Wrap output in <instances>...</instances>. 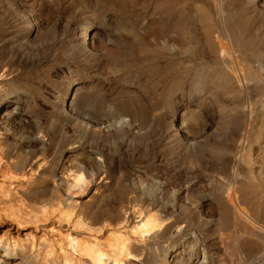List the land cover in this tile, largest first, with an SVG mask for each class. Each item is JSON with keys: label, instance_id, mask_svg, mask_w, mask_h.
<instances>
[{"label": "rangeland", "instance_id": "rangeland-1", "mask_svg": "<svg viewBox=\"0 0 264 264\" xmlns=\"http://www.w3.org/2000/svg\"><path fill=\"white\" fill-rule=\"evenodd\" d=\"M177 2L186 55L180 41L166 43L163 5ZM197 9L209 12L206 22ZM85 22L95 35L84 50L76 31ZM222 27L244 74L256 73L243 91L222 65L192 54ZM0 62V101L26 100L23 120L0 119V150L20 161L15 169L0 161V249L10 262L165 264V241L140 236L136 224L170 191L196 183L195 208L168 209L166 222L199 232L216 264H264V0H0ZM70 100L68 113L61 104ZM102 116L130 123L103 135ZM179 123L188 131L177 134ZM36 129L52 133L47 144L32 139ZM91 151L105 155L93 182ZM67 168L87 181L57 186ZM148 176L165 184V198H155ZM227 189L257 223L236 216L229 246L216 231Z\"/></svg>", "mask_w": 264, "mask_h": 264}, {"label": "bare ground", "instance_id": "bare-ground-1", "mask_svg": "<svg viewBox=\"0 0 264 264\" xmlns=\"http://www.w3.org/2000/svg\"><path fill=\"white\" fill-rule=\"evenodd\" d=\"M104 1L109 3L112 0H104ZM163 6H164V9L166 10V14L164 15V17L166 20L171 22V25L168 28L170 36L168 37V40L166 41V43H168V44L169 43L179 44V41L181 42V35L183 36V34L185 33V24H183V21H182V18L184 16L182 4L177 2V3H175V5L164 4ZM196 14H198L197 15L198 19H201V21H204V22H206L207 18L209 17V12L202 10V9H197ZM84 25H86V26L85 27L84 26H81V27L78 26L77 31H76V35H77L78 39H80V46L82 47V49L85 50L88 45L93 44L95 34L93 32L94 31L93 28H88L86 22L84 23ZM174 34L177 37L176 40L172 39V35H174ZM201 37L203 39V48H202L203 50H200L199 52L192 53V54L196 55L200 59L201 62H206L208 64L209 63H218V64L222 65L224 67L225 71L227 72L226 77L228 78L229 82L230 81L233 82L239 90H242L244 87L246 88L248 78H250L252 76L253 77L256 76V73L254 70H252V68L250 66H248L250 68L249 72H247L246 75L244 74L243 70L241 69V67L239 65V61H238L239 55L233 46V42H232V39H231L229 30L227 29V27H222L220 29V33L215 40H213V38L207 32H205L204 36H201ZM207 39H208V41H207ZM183 44L184 43H182V42L179 44V48H180L178 50L179 54L180 55L189 54L190 52H187L189 50L183 49ZM230 62H232V63L235 62L236 66H231L233 64ZM2 64L3 63L0 62V68L4 67V66H2ZM210 67H212V65ZM217 73H219V72H217ZM67 94H68V92L65 94V96ZM71 102L72 101L70 100V102H67L66 105L64 104V102H63V104H61V107H63V108L66 106L68 113L72 110V103ZM25 104H26V100L19 97V94H18V96L14 95L13 97L9 98V100H5L4 102L0 101V119L4 120V122H6V121L7 122L8 121L14 122L16 120H23L24 113L22 111H20V107L21 106L24 107ZM72 114H73V112H72ZM83 118H84V116H83ZM119 118L120 119L117 122L116 121L109 122V121H107L108 118L102 116V126L104 125V127H103L102 131H100V132L103 135H109L111 132L115 133L116 131H118L121 126L125 127V126L129 125L130 119L128 117L122 116ZM84 119H86V118H84ZM94 123H95V121H94ZM95 124H97V123H95ZM112 124H115V126ZM175 130H176L175 132L177 134H181V133L187 132L188 127L184 123H179L176 126ZM36 131L37 132L35 134H33L32 139L34 141L39 142L41 145H44V143H46V141L50 140V138L52 137L51 132H45L44 133L39 129H36ZM127 132H128L127 135H133V136L134 135L140 136L142 134L140 131L135 130L134 128H131V127H128ZM190 145H193V144L189 143V146ZM89 155H90V157L94 163L93 164L94 165V173L92 174V178H91V182H93L95 178L103 177L105 155H104L103 151H101V152L100 151L99 152L91 151V153ZM0 156H1L0 161H2V159H3L5 161L4 164L8 169H15L20 162L18 160L17 155L7 156L4 153H2V151H1ZM60 171H61L60 176L56 179V183H55L59 187L66 186V182H65L66 180H70L73 184H76V183L80 184L85 180L84 178H82L81 174H80V177L77 179H75V177L70 178V173L74 172L71 169H68V168L67 169H61ZM145 177H146V175H145ZM140 179H141V177H140L139 172H135L133 174V180H135L136 182H139ZM81 180H83V181L80 182ZM146 180L149 182L155 183L152 180V178H149V176ZM85 181H87V180H85ZM155 184H156L155 189H154L155 190V198L157 200H161V199L165 198L169 194V191L166 189L165 184L162 182H160V183L156 182ZM83 186H85V184H83ZM191 186H196V183H192V184L188 183L181 188L178 187L175 191H172V192L170 191L169 195L171 196V199L169 201L165 202L164 204L159 205L158 209L160 211H155V212L149 213L146 216L143 215V213H141L139 218H143V219H142L141 223L136 224V230H137V232H139L138 234H140V236H143V235H145V236L155 235L156 236L157 235V236H159L160 239L165 241L163 247L165 248V250H168L167 261H165V264H216L215 259L211 255V252H212L211 247L210 248L208 247L205 238H203V236L199 232L194 231V230H190V229H185V228H183V226L178 227L177 225H174V224L170 225L172 223L171 220L166 222L169 219L168 217L167 218L165 217V214H167L168 209L170 211L174 212L175 210L177 211V209H180V207H182V206L185 207L186 209H194L195 208V206L192 205V203H191V205H188V194H189V190H190ZM133 187H134V185H133ZM229 187L230 186H228V188ZM232 189L233 188H231V190ZM223 193H221L220 199L218 200V209H219L220 214H221V218H220L221 220H220V224L216 227V231L220 232L219 233L220 238H223L226 246L227 245L229 246V244L233 243L234 240L232 239V237L227 232H229V228L236 221V216L241 217L242 220H245V221L248 220V222H251V223H256V222H254L253 220H251L247 216L245 209H243L240 206V204L237 203V200L233 197L234 196V195H232L233 193H231L228 189L224 190ZM129 209H130V207H129ZM127 216H128V214H127ZM124 217H125V215H124ZM119 219H121V217H119ZM212 227H214V226H212ZM127 242L126 243L124 242V243L129 244ZM135 245H137V244H135ZM125 246L128 247L127 245H125ZM120 247H122L121 251L125 250L123 248V244ZM6 254H7V251L5 249H2V250L0 249V264H22L23 260L20 259L19 257H18L19 259L17 261H15L13 263L10 262V260H8V258L6 257L7 256ZM137 260L138 259H136V261ZM116 262H114V264H116ZM102 264H103V261H102ZM118 264H120V263H118Z\"/></svg>", "mask_w": 264, "mask_h": 264}]
</instances>
